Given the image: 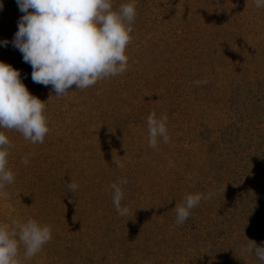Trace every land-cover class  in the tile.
Here are the masks:
<instances>
[{
	"label": "rangeland",
	"instance_id": "rangeland-1",
	"mask_svg": "<svg viewBox=\"0 0 264 264\" xmlns=\"http://www.w3.org/2000/svg\"><path fill=\"white\" fill-rule=\"evenodd\" d=\"M129 2L137 17L128 70L57 98L50 85L33 82L13 46L24 15L17 0H0V61L46 102L50 129L43 144L0 129L14 145L8 167L15 176L9 198H0V224L32 218L52 230L35 257L24 260L21 247L23 264H200L193 250L202 256L215 241L264 245V7L113 0V8ZM153 111L168 117L170 140L159 138L158 151L148 143ZM112 183L122 188L127 216L114 207ZM209 192L217 194L178 226L176 204Z\"/></svg>",
	"mask_w": 264,
	"mask_h": 264
},
{
	"label": "clouds",
	"instance_id": "clouds-1",
	"mask_svg": "<svg viewBox=\"0 0 264 264\" xmlns=\"http://www.w3.org/2000/svg\"><path fill=\"white\" fill-rule=\"evenodd\" d=\"M17 4L24 15L18 22L13 46L21 52L24 62L31 65L33 82L50 85L57 98L67 95L73 85L76 89H87L128 70L126 48L132 41L130 34L137 17L135 3L121 4L115 10L113 0H17ZM255 6L264 7V0H255ZM3 43L6 45L8 41ZM207 83L196 81L197 86ZM45 110L46 102L30 93L20 71L0 61V129L18 131L26 141L43 144L50 131ZM167 120L166 113L157 118L155 111L147 117L148 143L154 150H159V138L165 144L170 140ZM12 147L5 132L0 131V198L5 200L9 198L6 186L15 182L8 167ZM23 163L28 165V156ZM114 163L123 167L115 159ZM67 187L75 192L78 184L71 181ZM110 187L117 213L127 216L128 207H121L124 197L121 186L112 183ZM216 194L187 195L184 203L174 208L176 224L182 225L201 200ZM51 240V227L32 218L26 222L13 218L11 225L0 224V264H23L21 247L23 259L27 260L39 254ZM241 251L254 253L264 262V247L254 240L248 239Z\"/></svg>",
	"mask_w": 264,
	"mask_h": 264
},
{
	"label": "trees",
	"instance_id": "trees-1",
	"mask_svg": "<svg viewBox=\"0 0 264 264\" xmlns=\"http://www.w3.org/2000/svg\"><path fill=\"white\" fill-rule=\"evenodd\" d=\"M261 234H264V232H262ZM261 246L264 247V245ZM243 253L244 252H242L241 249L235 247L234 245H230L229 247H223L219 246L215 241L214 246L203 250L202 256H199V252L197 253L196 249H194L192 253V260L197 261L198 259L199 262V258H202L200 264H253V256H248V258H244ZM175 259L180 262L178 258ZM257 260L258 263H264L258 258Z\"/></svg>",
	"mask_w": 264,
	"mask_h": 264
}]
</instances>
